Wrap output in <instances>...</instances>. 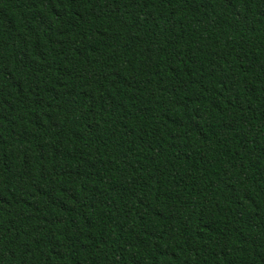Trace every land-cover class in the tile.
I'll return each instance as SVG.
<instances>
[{
	"label": "trees",
	"instance_id": "trees-1",
	"mask_svg": "<svg viewBox=\"0 0 264 264\" xmlns=\"http://www.w3.org/2000/svg\"><path fill=\"white\" fill-rule=\"evenodd\" d=\"M0 264H264V0H0Z\"/></svg>",
	"mask_w": 264,
	"mask_h": 264
}]
</instances>
